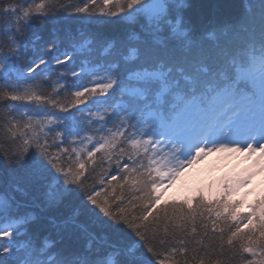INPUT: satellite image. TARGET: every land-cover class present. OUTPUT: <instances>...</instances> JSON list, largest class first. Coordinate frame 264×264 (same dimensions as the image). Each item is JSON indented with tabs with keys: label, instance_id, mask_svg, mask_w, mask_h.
<instances>
[{
	"label": "snow or ice",
	"instance_id": "obj_1",
	"mask_svg": "<svg viewBox=\"0 0 264 264\" xmlns=\"http://www.w3.org/2000/svg\"><path fill=\"white\" fill-rule=\"evenodd\" d=\"M264 0H0V264H264Z\"/></svg>",
	"mask_w": 264,
	"mask_h": 264
},
{
	"label": "rangeland",
	"instance_id": "obj_2",
	"mask_svg": "<svg viewBox=\"0 0 264 264\" xmlns=\"http://www.w3.org/2000/svg\"><path fill=\"white\" fill-rule=\"evenodd\" d=\"M249 174H251V179L247 185L239 187L232 197L234 201L243 200L244 205L240 209L247 211L249 203L264 195V172L259 171L256 157L243 153H214L204 157L193 165L181 183L169 189L165 199L174 200L195 188H206L208 185H212L214 192L228 176L243 178Z\"/></svg>",
	"mask_w": 264,
	"mask_h": 264
},
{
	"label": "trees",
	"instance_id": "obj_3",
	"mask_svg": "<svg viewBox=\"0 0 264 264\" xmlns=\"http://www.w3.org/2000/svg\"><path fill=\"white\" fill-rule=\"evenodd\" d=\"M168 201L170 202V201H172V199H170ZM236 201H239V200H236ZM246 213H247V211H241V209H240V214H246Z\"/></svg>",
	"mask_w": 264,
	"mask_h": 264
}]
</instances>
